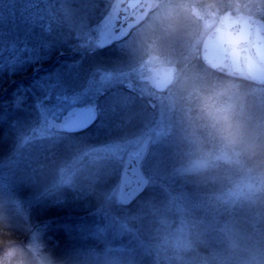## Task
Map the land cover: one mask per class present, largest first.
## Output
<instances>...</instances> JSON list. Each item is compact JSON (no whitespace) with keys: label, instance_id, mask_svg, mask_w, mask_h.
Instances as JSON below:
<instances>
[{"label":"clouds","instance_id":"9594fccd","mask_svg":"<svg viewBox=\"0 0 264 264\" xmlns=\"http://www.w3.org/2000/svg\"><path fill=\"white\" fill-rule=\"evenodd\" d=\"M81 17L96 33L126 29L128 75L154 110L96 159L147 183L163 145L201 213L172 196L149 206L144 264H264V0H91ZM30 150L17 138L0 154V264H138L106 231L60 234L44 218L64 189L123 203V179L97 190L74 158L44 182Z\"/></svg>","mask_w":264,"mask_h":264},{"label":"rangeland","instance_id":"374dc122","mask_svg":"<svg viewBox=\"0 0 264 264\" xmlns=\"http://www.w3.org/2000/svg\"><path fill=\"white\" fill-rule=\"evenodd\" d=\"M90 3L91 0H0V86L5 80L48 57L51 48H48L47 37L50 35L59 36L55 37L59 42L73 43V49H77L76 52L80 53L81 57V52L91 53L101 49L96 44L101 33H96L82 23V17L77 19L79 14L87 13ZM120 42L121 40L110 47L119 53L118 55L115 51L113 59L110 58L111 65L108 64L102 69H87L86 77L79 76L81 78L75 85L68 83L72 77H78L76 73L80 70L82 61L73 63L68 60L60 65L56 72L47 75V81L57 83L52 84L47 95L38 101L36 119L31 124L16 126L11 147L17 138L30 143L28 163L44 182L52 177L58 164L72 161L74 158L88 167L96 177L95 186H101V190L112 186L117 175L121 178L123 166L117 169L96 158L103 156L121 137L139 129L152 118L154 110L139 96L137 82L128 75L127 57L119 46ZM120 58L124 61L120 62ZM59 84L60 88L56 89ZM22 96L21 92L16 93L12 104L14 107L20 106L19 97ZM2 104L7 105V102ZM85 105H91L98 113L97 121L91 130L77 135L64 133L61 126L71 112ZM106 134H110L108 139ZM92 137L98 141H92ZM157 151L161 163L152 169L148 177L147 188L150 192L147 197L160 193L159 200L154 196L147 199V202H142L135 212H124L120 216L124 221L118 220L110 212L113 205L120 208L123 206L112 203L93 214L91 220L94 221V227L79 223L73 233L92 229L106 231L114 245L119 243L120 239L125 241L115 245L112 249L114 255L120 259H134L138 264H144L141 255L142 242L148 227L145 216L148 207L168 196L193 204L192 193L183 181L170 171L166 163L165 147L160 145ZM91 193L79 187L75 190L64 189L60 202L55 204L79 207ZM191 211L194 217L201 215L195 205H192Z\"/></svg>","mask_w":264,"mask_h":264},{"label":"trees","instance_id":"16d2710c","mask_svg":"<svg viewBox=\"0 0 264 264\" xmlns=\"http://www.w3.org/2000/svg\"><path fill=\"white\" fill-rule=\"evenodd\" d=\"M35 32V34H37V30H35ZM55 37L58 38L59 36L50 35L47 37L48 48L51 49L46 59H43L40 63L31 65L26 71L21 72L18 75H14L11 79L5 80L2 83V86H0V154L6 153L10 150L13 138L12 134L15 132L16 126H23L28 123L31 124L32 121L36 119L38 113V101L44 95H47V92L50 90V86L52 84L57 83L51 82L50 80L47 81V75L56 72V69L60 68V65L68 60H72L73 63L82 61L80 64V70L76 73V76L78 77H72L71 81L68 83L69 85H75L81 78L79 76L83 75V77H86L87 69H102L108 66V64L111 65L109 60L110 58L113 59L116 51H114L113 48H110L112 46L101 48L91 53L81 52V57L79 56L80 53L76 52L77 49H73V43L63 41L59 42V39H56ZM52 51L54 52L53 54ZM116 53L119 55L117 51ZM120 60V62L124 61V59L122 60L121 58ZM60 85L61 84H59L56 89H59ZM61 86H63V83ZM17 92H21L23 96L21 98L19 97L21 100L20 106L14 107L12 105L14 102L13 98ZM5 101L7 102V105L2 104ZM109 135L106 134L105 137L108 139L110 137ZM91 140L94 141L97 139L92 137ZM186 187L192 193L193 197V204L190 203V205L194 206L196 197L192 189L188 186ZM95 188L97 190H101V186L96 185ZM149 192V188H147L145 192L134 202L128 205L123 204V209L117 205H113V207L111 206V214L115 215L118 220L124 221L120 217L124 214V212H135L134 210H136L142 202H147L150 198H154V196L156 200L161 198L160 193H155L154 196L150 195L147 197ZM151 194L153 195V193ZM101 205L102 201L97 199L95 192H92L79 207H70L68 205L55 203L52 204L45 211L44 218L49 219L51 224L60 230V234L65 232L73 233V231L78 228L77 225L79 223H85L87 226L90 224L94 227V221L91 219L93 218V214L103 208ZM118 241L119 243H115V245L125 243L122 239Z\"/></svg>","mask_w":264,"mask_h":264},{"label":"water","instance_id":"95a60500","mask_svg":"<svg viewBox=\"0 0 264 264\" xmlns=\"http://www.w3.org/2000/svg\"><path fill=\"white\" fill-rule=\"evenodd\" d=\"M126 29L118 30V35L116 33H101L97 44L102 47H107L121 40V37L125 36ZM98 113L91 105H85L77 108L72 112L69 120L62 125V129L69 134L80 133L91 126L97 121ZM123 185L118 195L123 201L119 204H130L139 198L147 188V183H145L144 177L138 174H133L127 172L124 168L122 177Z\"/></svg>","mask_w":264,"mask_h":264}]
</instances>
